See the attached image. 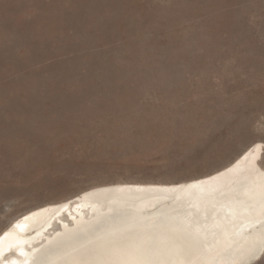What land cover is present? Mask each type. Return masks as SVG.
Listing matches in <instances>:
<instances>
[{
  "label": "rangeland",
  "instance_id": "374dc122",
  "mask_svg": "<svg viewBox=\"0 0 264 264\" xmlns=\"http://www.w3.org/2000/svg\"><path fill=\"white\" fill-rule=\"evenodd\" d=\"M255 142L264 0H0V231L96 185L206 175Z\"/></svg>",
  "mask_w": 264,
  "mask_h": 264
},
{
  "label": "bare ground",
  "instance_id": "6f19581e",
  "mask_svg": "<svg viewBox=\"0 0 264 264\" xmlns=\"http://www.w3.org/2000/svg\"><path fill=\"white\" fill-rule=\"evenodd\" d=\"M263 147L264 142H255L227 165L196 178L110 182L36 206L0 231V264H69L68 251L89 235L81 229L95 211L105 213L112 199L106 197L103 205L92 197L109 192L129 193L133 204L171 195L146 213L169 210L170 225L177 229L172 242L151 244L162 247L152 251L153 264H255L264 256Z\"/></svg>",
  "mask_w": 264,
  "mask_h": 264
},
{
  "label": "water",
  "instance_id": "95a60500",
  "mask_svg": "<svg viewBox=\"0 0 264 264\" xmlns=\"http://www.w3.org/2000/svg\"><path fill=\"white\" fill-rule=\"evenodd\" d=\"M169 196L161 201L137 204H133L135 200L129 193L109 192L92 197L103 205L106 197L112 199L108 202L109 207L105 213L94 210V220L81 229L84 234L88 232L89 235L68 251L71 255L69 264H153L152 251L162 247L152 248L151 244L172 242L177 229L170 225L172 221L168 220L169 210L146 213L158 207L160 202L169 200ZM103 223L108 226L99 232L101 234L96 235L94 229ZM161 250L166 257L164 250Z\"/></svg>",
  "mask_w": 264,
  "mask_h": 264
},
{
  "label": "snow or ice",
  "instance_id": "6c2138e0",
  "mask_svg": "<svg viewBox=\"0 0 264 264\" xmlns=\"http://www.w3.org/2000/svg\"><path fill=\"white\" fill-rule=\"evenodd\" d=\"M5 235H7V233H5ZM3 240V236H0V241H2Z\"/></svg>",
  "mask_w": 264,
  "mask_h": 264
}]
</instances>
